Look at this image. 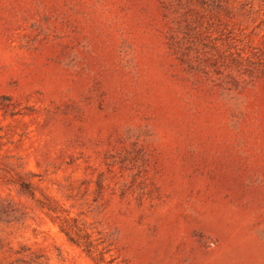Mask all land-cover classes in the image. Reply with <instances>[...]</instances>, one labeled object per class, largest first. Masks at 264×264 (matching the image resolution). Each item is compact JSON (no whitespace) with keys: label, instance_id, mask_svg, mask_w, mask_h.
Listing matches in <instances>:
<instances>
[{"label":"rangeland","instance_id":"1","mask_svg":"<svg viewBox=\"0 0 264 264\" xmlns=\"http://www.w3.org/2000/svg\"><path fill=\"white\" fill-rule=\"evenodd\" d=\"M0 264H264V0H0Z\"/></svg>","mask_w":264,"mask_h":264}]
</instances>
